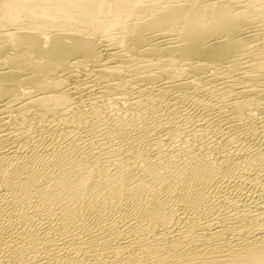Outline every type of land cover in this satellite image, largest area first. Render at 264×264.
Segmentation results:
<instances>
[{
	"label": "bare ground",
	"instance_id": "1",
	"mask_svg": "<svg viewBox=\"0 0 264 264\" xmlns=\"http://www.w3.org/2000/svg\"><path fill=\"white\" fill-rule=\"evenodd\" d=\"M0 264H264V0H0Z\"/></svg>",
	"mask_w": 264,
	"mask_h": 264
}]
</instances>
